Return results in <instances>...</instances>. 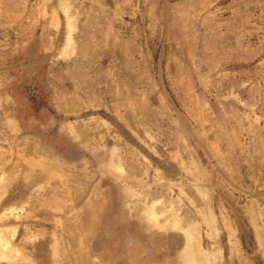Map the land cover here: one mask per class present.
Returning a JSON list of instances; mask_svg holds the SVG:
<instances>
[{"label":"rangeland","instance_id":"rangeland-1","mask_svg":"<svg viewBox=\"0 0 264 264\" xmlns=\"http://www.w3.org/2000/svg\"><path fill=\"white\" fill-rule=\"evenodd\" d=\"M0 264H264V0H0Z\"/></svg>","mask_w":264,"mask_h":264}]
</instances>
